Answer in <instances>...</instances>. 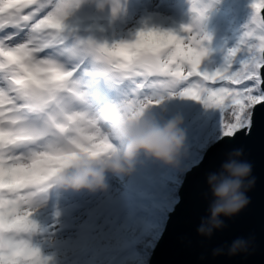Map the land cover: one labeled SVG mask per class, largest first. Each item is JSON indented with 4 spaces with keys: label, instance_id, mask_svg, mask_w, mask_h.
<instances>
[{
    "label": "snow or ice",
    "instance_id": "1",
    "mask_svg": "<svg viewBox=\"0 0 264 264\" xmlns=\"http://www.w3.org/2000/svg\"><path fill=\"white\" fill-rule=\"evenodd\" d=\"M252 6L255 13L245 37H256L249 48L264 53V0H254ZM71 7V0H0V264H46L30 242L35 191L43 190V182L76 154L116 146L108 128L118 104H127L135 114L159 103L162 92L177 94L180 88L179 95L222 114L230 110L227 120L221 115L222 136L264 134V56H254L232 73L227 67L201 72L206 49L190 25L182 26L185 35L142 29L134 39L111 46L91 40L67 46L63 18ZM235 51H230L229 65ZM89 56L103 62L99 74L134 85L106 109L94 108L73 79ZM77 101L86 107L76 110Z\"/></svg>",
    "mask_w": 264,
    "mask_h": 264
},
{
    "label": "rangeland",
    "instance_id": "2",
    "mask_svg": "<svg viewBox=\"0 0 264 264\" xmlns=\"http://www.w3.org/2000/svg\"><path fill=\"white\" fill-rule=\"evenodd\" d=\"M118 1V3H115L113 0H71L72 7H76L74 11H71L69 8L68 14L63 18L64 27L62 31L67 37L66 45L71 46L78 43V41L87 42L91 40L96 45L107 44L108 46H111L113 43L122 40H131L130 36L131 38H135L136 33L139 30L144 29L143 26H145L147 30L148 28L157 30H171L180 35H185L184 29L182 28L183 25H197V20H192L189 17L190 9L188 6L185 7V0ZM16 2L24 3L26 0H16ZM138 2H140L142 6L137 11V13H133L131 9ZM118 8H120L121 13L123 14L121 18H118L119 16L116 14ZM180 9H183L182 13L179 12ZM109 11L110 15L116 14V17H114V19L116 18L115 20L107 21V17L111 19L109 17L110 15L107 16ZM94 15H98L100 18L97 23H94L96 21L93 20L89 21ZM102 16H106L103 17L105 18L104 21H100L103 20ZM80 17L86 18L87 21L84 23L81 22L82 18ZM94 20H96V18H94ZM107 22H109V24ZM191 32L195 33L196 38L201 41L202 45L206 49V52H208L213 46L215 40L214 35L211 34L208 37L204 36L203 38H200L199 26L195 31ZM255 43H257V40L256 37L253 36L251 45ZM83 46L84 45H81V47ZM204 60L205 56L202 57L201 64L199 66V71L201 72L207 71L208 68V65ZM94 61L95 60L89 56V59L86 61L85 65L92 64ZM71 66V63L67 65L69 68ZM213 66L215 65L213 64ZM216 66L214 68L215 71ZM74 74L75 76L73 79L77 78L76 75L78 72H75ZM86 88L88 87L86 86ZM81 89L82 88L79 87L80 91H82ZM82 92L86 94L85 91ZM165 92L161 93V96H163L161 108L163 109L164 113L161 111L157 112L159 120H161V114L162 117L164 116L167 118V120L177 116L178 112L174 113V111H172L173 107L180 108L184 101H187L185 103L188 111H186L187 113L185 116H180L182 117L183 121L181 127L184 131L186 128L185 125L194 122L199 112L202 113V111L209 109L207 108L208 106H205L201 100L194 99V101L190 102L188 100L190 96L182 95L166 98L167 95L163 94L169 93ZM86 99L88 101V98ZM92 106L94 108H98L95 107L96 105ZM85 107L86 105L79 101H77L75 104L76 110H83ZM155 108L156 107L154 103L149 104L145 109V114L148 113L149 109ZM208 129V133H211L212 128ZM116 143L118 142L116 141ZM151 161V169L153 170L158 166L157 169L161 172V168L164 163L162 164L161 161L153 158H151ZM70 170L72 169H66V171ZM152 170H150L148 166L140 164L138 165V169L136 168L128 174L106 172L107 188L104 190L97 189L95 191H91L86 188L75 190L70 187H62L60 183L56 186L55 183L58 182L56 174L54 176L48 177L43 182L45 183L43 190H34L35 196L33 197L32 202V209L34 212L33 215L35 217L38 218L37 215H40L43 216L40 217L42 220L49 219L53 221V223L48 225L49 227L45 228L44 231H46V233L50 232V234H52V238H54L55 241L49 242L46 247H50L55 250L61 249L67 246V244H70L71 246L79 243L84 244L83 242H85V239L87 240L88 237L93 235V239L97 243L107 238L111 239V237H113L115 239L117 249H125L127 252V249H129L131 244L129 240H127L124 232L127 229L126 227H128L130 220L134 217L133 209L131 210V208H129L127 201L130 203L132 202L131 207H133L134 204L137 205L135 201H140L138 199L139 197H136L138 196L137 193L151 198L149 191L151 192V190L157 188V186L160 187L159 183L158 185L155 184V182H153L149 177V172ZM18 191L21 195L24 194V189H19ZM130 196L132 198L135 197L134 199L136 200L133 201L132 199L127 198ZM125 198H127V201ZM84 201H89L90 207L84 209L82 207V202ZM163 203L164 202L160 201L159 198H155L149 203L150 206L148 210L155 211L160 209V206ZM81 209L85 212H81L76 215L77 211ZM137 209H139V206L135 207L134 211ZM33 222L35 223V221ZM157 222L163 225L166 222V217L163 216L160 217V220L156 221L155 219H152L151 221H147L144 224L142 223L143 226L140 227L139 230L134 229L135 232L138 231L137 233H139L136 239H138L148 227L150 228V226H156ZM62 225H66L67 227L63 229L61 227ZM61 231L66 232L62 233ZM53 234H56V236ZM78 235H84L85 239L78 241ZM94 245H89L87 249L90 251ZM41 246L44 247V245ZM41 246L37 244L34 247L42 248ZM79 254H81V252L75 253L72 259H67L64 264H73L76 261L74 257ZM146 260V255H142L141 257L136 256L134 257L133 264H146ZM114 264H120V262L116 261Z\"/></svg>",
    "mask_w": 264,
    "mask_h": 264
},
{
    "label": "trees",
    "instance_id": "3",
    "mask_svg": "<svg viewBox=\"0 0 264 264\" xmlns=\"http://www.w3.org/2000/svg\"><path fill=\"white\" fill-rule=\"evenodd\" d=\"M253 2L254 0H201L198 4H195L197 10L203 7H207L208 9L206 12L205 28L208 31L219 32L221 39L219 45L221 47L218 51L225 54L223 68L221 70L227 67L229 73L235 72L243 66L244 62L251 61L254 56H262V53H259L256 49L250 50L249 45L252 43V37H245V33L252 26V17L255 13V9L252 6ZM242 39H246L247 43H241ZM234 49L236 51L231 56V63L229 65L227 58L229 57L230 51ZM212 57L209 56V59ZM225 86L227 85L225 84ZM146 94L151 95V90L146 91ZM194 99L193 97L188 98L190 102L194 101ZM207 108L209 109L198 113L194 122L185 125V150L180 157L179 165L172 166L166 164L167 168L163 169L159 184L161 190H165V196H163L161 190H152L150 193L152 199L160 196L159 199L164 202L160 206V209L150 211L148 210L150 206L149 202L140 201L138 203L139 209L135 211V216L129 222L125 232L123 231L131 244L127 252L125 249H117L113 237L102 240L101 242L97 240L99 242L97 243L94 241L93 235L88 237L87 240L85 239L84 244L79 243L73 246L67 244V246L61 249L54 250L46 247L49 242L55 240L52 238L50 232L47 231L48 234L44 231L53 222L49 219H40V217H43L40 215H37L38 218L30 216L31 220L35 219L38 223V230L32 231L30 234V242L33 246L37 244L40 246L44 245V247L41 246L42 248H38L40 254L43 253L41 256L45 258L46 264H64L67 259H72L73 255L79 252L81 254L74 257L76 261L73 264H114L116 261L120 262V264H133L134 257H141L142 255H146V264H149L150 258L164 232L166 223L161 225L157 222L156 226L148 227L138 239L136 238L139 233H137L138 231L135 232L134 229L139 230L144 223L152 219L157 221L163 216L167 218V215L176 207L179 201L180 188L186 174L201 162L210 147L226 137L222 136L221 115L227 120L231 116L230 110L226 108L222 114L221 110L217 107L208 106ZM186 111H188L187 106L184 105V110L178 111V115L183 117L186 115ZM165 121H167V118L161 123ZM208 128H212L211 133H208ZM33 214L34 212L32 210ZM89 245H94L90 251L87 249Z\"/></svg>",
    "mask_w": 264,
    "mask_h": 264
},
{
    "label": "water",
    "instance_id": "4",
    "mask_svg": "<svg viewBox=\"0 0 264 264\" xmlns=\"http://www.w3.org/2000/svg\"><path fill=\"white\" fill-rule=\"evenodd\" d=\"M236 149H242L238 159L252 165L247 178L253 181L246 191L248 204L233 215H221L223 224L211 236L201 235L197 229L209 216L214 199L208 177L219 174ZM237 239L245 241L246 249L229 254V247ZM149 264H264V134L238 132L206 152L200 164L186 175L179 202L169 215Z\"/></svg>",
    "mask_w": 264,
    "mask_h": 264
},
{
    "label": "clouds",
    "instance_id": "5",
    "mask_svg": "<svg viewBox=\"0 0 264 264\" xmlns=\"http://www.w3.org/2000/svg\"><path fill=\"white\" fill-rule=\"evenodd\" d=\"M145 109L130 114L132 109L127 104H118L108 128L118 142L116 146L103 152L76 154L68 166L56 173L58 182L75 190H104L107 188L106 172H132L141 154L178 166L186 140V133L181 127L182 117L177 115L159 123L146 115ZM241 155L242 149H236L233 158L222 165L219 174L209 175L208 183L214 199L209 208V216L197 229L201 235L211 236L213 230L223 224L219 218L221 215H233L248 204L246 191L253 181L247 178L251 174L252 165L238 159ZM69 168L72 170L66 171ZM245 249V241L237 239L232 242L228 252L236 254Z\"/></svg>",
    "mask_w": 264,
    "mask_h": 264
}]
</instances>
